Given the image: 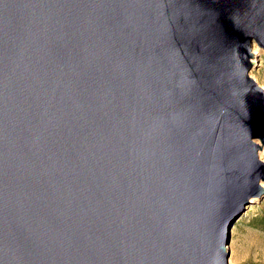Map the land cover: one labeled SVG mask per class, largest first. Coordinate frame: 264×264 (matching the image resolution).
<instances>
[{"label": "water", "instance_id": "water-1", "mask_svg": "<svg viewBox=\"0 0 264 264\" xmlns=\"http://www.w3.org/2000/svg\"><path fill=\"white\" fill-rule=\"evenodd\" d=\"M253 42L264 0H0V264H228Z\"/></svg>", "mask_w": 264, "mask_h": 264}, {"label": "rangeland", "instance_id": "rangeland-1", "mask_svg": "<svg viewBox=\"0 0 264 264\" xmlns=\"http://www.w3.org/2000/svg\"><path fill=\"white\" fill-rule=\"evenodd\" d=\"M251 53L252 66L248 74L264 90V51L253 42ZM254 141L260 146L257 154L264 162V143L258 139ZM258 185L263 193L251 197L230 226L226 245L228 264H264V181L260 180Z\"/></svg>", "mask_w": 264, "mask_h": 264}, {"label": "bare ground", "instance_id": "bare-ground-1", "mask_svg": "<svg viewBox=\"0 0 264 264\" xmlns=\"http://www.w3.org/2000/svg\"><path fill=\"white\" fill-rule=\"evenodd\" d=\"M253 45V44H252ZM254 50V49H253Z\"/></svg>", "mask_w": 264, "mask_h": 264}]
</instances>
